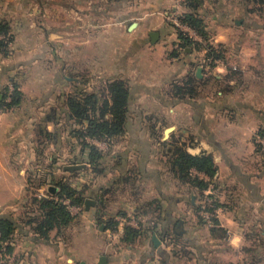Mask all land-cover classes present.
<instances>
[{
  "label": "rangeland",
  "instance_id": "rangeland-1",
  "mask_svg": "<svg viewBox=\"0 0 264 264\" xmlns=\"http://www.w3.org/2000/svg\"><path fill=\"white\" fill-rule=\"evenodd\" d=\"M2 1L5 0H0V20L5 21L10 30L5 53L0 51V65L6 69L5 75L9 71L6 87L2 89L5 97L2 101L3 109H10L7 103L17 87L21 94L18 104L25 103V92L38 93L40 101L49 100L53 106L50 109L54 110L55 119H60V122L49 137L41 133V124L36 125L32 137L35 154L33 157L29 155V151L24 154L23 161L31 163V166L24 172L26 182L16 208L12 207L8 213L11 217H7L18 228L19 235L16 238L17 243L19 244V239L21 243L14 253L8 251L9 242H14L13 238L6 241L0 247V264H18L15 260L20 257L24 248L23 241L34 242L35 245L41 241L63 246L76 262L82 256L94 252L101 241L110 243L113 247L127 243L142 244L148 241L151 233L164 244L174 247L177 217L169 219L167 216L174 212L181 215L182 211L175 206L174 177L169 167L174 149L180 144L175 143L174 130L171 131V137L164 139L166 141L162 142L161 137L165 128L176 124L175 98L188 100L196 94L194 70L197 66L208 70L226 66L229 71L225 76L233 77L239 82L237 90L231 92L237 99L242 100L244 94L248 97L250 93H255L258 95L257 99L261 98L264 102V0H202L196 12L204 22L206 39L198 35L199 46L179 38L176 29L178 27L186 33L183 31L186 25L183 24L185 27L181 28L174 21L186 11L184 0L173 1L175 8L167 5L168 0H7L9 3L5 8ZM131 3L134 7L133 18L148 19L154 26H159L163 21L170 31V39L166 44L169 46L166 50L168 57L180 55L184 60L187 57V60L190 59L189 71L183 77V83L173 75L164 77L165 81L157 90L148 91L149 87L143 85L147 88L146 91L131 85L127 114L132 121L127 128L130 131L128 133L132 136L134 132L144 130L151 132L152 137L141 140L119 136L109 142L98 141V144L93 143L96 140L86 138L100 152V158L92 162L88 156L89 148L79 136L82 125L67 117L66 102L69 95L81 96L83 93H96L99 98H103L107 94L108 82L121 79L117 74L118 70L128 67L126 56L121 57L122 47L127 45L126 34H131L134 29L123 33L125 38L121 39V35L114 32L115 28L111 26L114 22H110V17L114 11L121 17L127 9L131 10ZM237 20L241 22L237 24ZM162 33L164 36L165 31ZM217 35H224L225 42L230 43L224 45L216 40ZM158 41L159 39L154 43L148 41L147 45L150 43L152 46ZM210 47L211 54L208 55ZM143 50L141 46L138 48L136 61H133L134 66L139 68V76L146 77L156 69L166 68L165 65L157 66ZM245 50L253 53H241L249 57L242 60L236 53ZM218 54L221 57L215 56ZM257 73H261L262 77L256 83L253 76L259 77ZM125 82L129 88L130 82L127 79ZM214 84L217 86L215 81ZM258 87L261 88L260 91ZM150 96L158 97L160 103L153 105L149 100ZM27 99L30 100V97ZM140 117L149 119L133 121ZM260 130H264V119L253 135L258 146ZM189 142L190 140H186L184 144ZM49 143H53L52 148L47 146ZM136 146L146 150V161H151L150 166L146 167L148 171H141L134 164V152L130 157L122 155L123 162H117L120 160L113 156L135 149ZM82 163L86 164L82 169L68 171L63 168ZM189 184H184L182 210L192 207V226L209 228L213 223L212 218H216V212L213 211L216 209L214 200L210 204L208 201L210 196L213 199L212 193L197 194L200 189L191 191ZM50 186L57 188L55 193L49 191ZM62 186L68 187L72 199L80 200L81 203L71 204V199L60 197L58 193ZM191 193H196L193 205L189 200ZM51 198L66 204L71 217L67 224H59L40 233L37 230L42 218L40 201ZM86 198L96 200L88 213L84 212ZM204 211H209L212 215L206 218ZM118 227L123 228V231H119ZM127 227L138 230L134 239H124ZM263 256L264 252L253 251L252 261H247V264L258 263ZM231 259L236 261L233 256Z\"/></svg>",
  "mask_w": 264,
  "mask_h": 264
},
{
  "label": "crops",
  "instance_id": "crops-1",
  "mask_svg": "<svg viewBox=\"0 0 264 264\" xmlns=\"http://www.w3.org/2000/svg\"><path fill=\"white\" fill-rule=\"evenodd\" d=\"M173 1L176 2L177 0H168L167 5L175 8ZM2 3L5 8L9 1L5 0ZM133 9L132 4L131 10L127 9L121 17L115 11L110 17L112 18L110 22H114L111 26H114L115 33L121 35V39L125 38L123 33H128L134 29L131 34H126L127 45L122 47L121 57L125 58L126 56V66L128 64V67L118 70L117 74L120 75L121 79L125 81L127 79L130 82L128 83V85L130 84L129 90H131V85L145 90L147 88L143 85H147L148 91L157 90L165 81L164 77L172 75L174 78L178 77L183 83V77L189 71L188 60L190 59L187 60L186 57L184 60L180 55L168 57L166 50L169 46L166 44L170 39V31L167 30L163 21L159 26H154V23L148 19H135L132 16ZM132 23H135L134 26H131ZM151 31H157L159 39L156 44H152L153 48H151L150 43L147 45L148 41L154 43L149 36ZM163 31H165L164 36L162 35ZM183 31L193 39L200 41L198 34L196 35L191 28L186 27ZM216 40L224 45L230 43L225 42L226 37L224 35H217ZM140 46L144 48L143 51L148 54L149 58L151 57L150 60H154L157 66L165 65L166 68L163 70L156 69L146 77L144 75L139 76V68L134 66L133 61H136V51ZM241 53L253 52L246 50L237 52L238 57L243 60L249 59V57L243 56ZM128 61L130 63H127ZM3 67L0 65V93L2 94V89L6 87V80H8L9 75V71L5 75L4 70L6 69ZM198 67L200 66L194 70L197 83L196 94L188 100H183L180 97L179 99L175 98L174 101L176 124L173 126V130L176 137L175 143L176 145L180 144L181 149L192 155L210 154L216 171L212 177H209L203 172L191 169L192 176H197L207 182L205 189L198 190L196 186L190 185L188 182L184 183L175 172L177 168L172 171L170 165L169 170L173 173L174 195H176L174 202L182 214L174 212L172 216L167 213V218L173 219L176 216L177 223L179 220H182L183 223L182 232L180 234L175 233L177 239L174 247L164 244L158 237L156 238L159 242L156 245L152 240L155 235L151 233L148 241L142 244L127 243L113 247L110 243L101 241L99 242L101 244H97L99 246L94 249V252L82 256L83 258L76 262L72 256L68 255V251L63 246H54L41 241L35 245L34 242L23 241L24 248L19 255L20 259L15 260L18 264H247V261H252L251 253L253 251L255 253L264 252V151L253 140L255 129L264 119V102L261 98L257 99L258 95L256 96L255 93H250L249 98L247 94H244L242 100L237 99V96L231 92L237 90L236 87L239 82L233 77L225 76L229 71L226 66L213 67L209 70L201 67L200 76L196 75ZM148 71H150V65ZM257 74L259 77L253 76L256 83L262 77L261 73ZM233 89L235 90L233 91ZM260 89L258 87V91ZM25 96L30 97V100L26 98L25 103L22 102L10 109H3L4 96L0 103V217H11L10 214L8 216V213L11 212L10 209L16 208V202L26 182L24 172L31 166V163L23 161L24 154L27 151L31 157L35 154L32 137L35 134L36 125L41 124L39 125L41 133L49 137L60 122V119H55L54 110L50 109L53 106L49 100L40 101L38 93L28 94L25 92ZM150 99L153 105L160 103L158 97L150 96ZM66 112L69 118L68 109ZM138 119H141L142 122L149 117L134 118L133 121ZM131 121L130 115L127 114L125 128L120 137L141 140L152 137L151 132L144 130L134 132L130 136L128 133L130 131L127 128ZM156 123L159 122L156 121ZM172 133L168 137H171ZM164 139L166 138H164L163 131L161 141H166ZM186 140H190L189 144H184ZM93 143L98 144L99 142L96 140ZM47 146L52 148L53 143H49ZM145 151L144 148L136 146L135 149H128L121 155L113 156L114 158L118 157L120 161L117 162H123L122 155L126 154L130 157L134 152L133 156L136 157L134 164L141 171H148L146 167L150 166L151 161H146ZM184 184L186 186L189 184L191 191L193 189L198 190L197 194L212 193L213 199L211 196L210 199L214 200L216 207L217 224L212 223L209 228L192 226L194 220L192 207H186L185 210H182ZM168 191L170 192V190ZM195 194L191 193L189 196L191 205L196 202ZM94 201L96 203V200ZM84 212L90 211L85 209ZM17 229L15 227L12 233L14 242H9L11 247L9 252L15 253L21 243L20 239L19 244L17 243L16 237L19 235ZM118 229L123 231L121 227ZM106 231L108 232L109 229L107 228ZM6 243V241L0 240V247ZM232 256L236 261L231 259ZM101 257H104L103 261L100 260ZM255 264H264V256L261 261Z\"/></svg>",
  "mask_w": 264,
  "mask_h": 264
},
{
  "label": "trees",
  "instance_id": "trees-1",
  "mask_svg": "<svg viewBox=\"0 0 264 264\" xmlns=\"http://www.w3.org/2000/svg\"><path fill=\"white\" fill-rule=\"evenodd\" d=\"M202 0H184L186 11L180 14L177 18L180 23L195 31L196 34L206 39L205 25L202 18L197 14V9L200 7ZM179 38L184 39L186 43H192L199 46V42L186 33L182 32L178 27ZM9 25L0 20V51L5 53L4 48L7 47L9 35ZM212 48L207 50V54H211ZM221 57L220 54L215 55ZM176 88H179L176 86ZM177 91V90H176ZM106 96L99 98L96 93H83L81 96L69 95L66 106L69 117L77 124L82 125V130L79 136L83 139V143L89 148V159L95 161L100 158V152L96 146L89 144L85 139L90 138L98 141L109 142L115 137H119L125 128L129 88L124 80L113 79L106 85ZM20 92L17 87L14 88L13 96L7 103L9 108L16 106L20 100ZM4 96V94H3ZM261 136H264V130H260ZM172 171L178 174V177L191 185L203 190L207 187V182L191 175V169L212 177L216 171L212 156L207 153L192 155L176 147L173 152V157L170 161ZM58 195L71 199V204H80V200H73L69 188L62 186ZM39 208L42 212V218L38 224L37 230L43 233L44 230H50L59 224H67L71 214L63 202H58L54 199H43L40 201ZM214 210V209H213ZM214 224H217L216 218H212ZM15 223L6 217H0V240L9 241L15 229ZM213 229V228H212ZM138 230L134 228H125V240L134 239L138 235ZM11 247L8 246V251Z\"/></svg>",
  "mask_w": 264,
  "mask_h": 264
},
{
  "label": "water",
  "instance_id": "water-1",
  "mask_svg": "<svg viewBox=\"0 0 264 264\" xmlns=\"http://www.w3.org/2000/svg\"><path fill=\"white\" fill-rule=\"evenodd\" d=\"M240 22H241L240 20H237L236 21L237 24H239ZM134 24L135 23H132L131 26H134ZM149 36L151 38V41L152 42H155L158 39V32L157 31H151V32H149ZM196 75L197 76H200L201 75V67H198L197 68ZM2 99H3V94L0 93V103H1ZM173 129H174L173 126H170V127L166 128L164 130V138H167L169 136L170 132ZM84 167H86V164H84V163H82V164H71V165L64 166V169L65 170H68V171H74V170L82 169ZM56 190H57V188L54 187V186H50L49 187V191L52 192V193H55ZM94 204H95V201L92 200V199H90V198H86L84 200V207H85V209H89V207L91 205H94ZM182 225H183L182 220H179V222L177 223V225L175 226V229H174L175 233L180 234L182 232ZM101 228H102V226H101ZM152 240H153V242L156 245L159 242L158 239L156 238V236H153L152 237ZM100 260L103 261L104 260V257H101ZM100 263H102V262H100Z\"/></svg>",
  "mask_w": 264,
  "mask_h": 264
},
{
  "label": "built area",
  "instance_id": "built-area-1",
  "mask_svg": "<svg viewBox=\"0 0 264 264\" xmlns=\"http://www.w3.org/2000/svg\"><path fill=\"white\" fill-rule=\"evenodd\" d=\"M174 21L176 22V25L177 26H180L181 28H184L185 26H183V24L182 23H180L179 22V20H178V18L176 17L175 19H174ZM179 22V23H178ZM187 27V26H186ZM257 141H258V143L260 144V146L264 149V136H258V139H257ZM209 201V204L211 203L210 201H211V199H209L208 200ZM213 206V205H212ZM214 212H215V209L213 210ZM203 215L206 217V218H208L209 217V215H212L209 211H204L203 212Z\"/></svg>",
  "mask_w": 264,
  "mask_h": 264
}]
</instances>
